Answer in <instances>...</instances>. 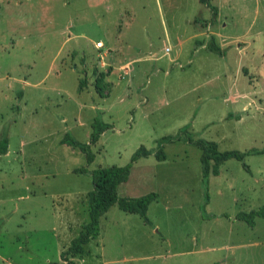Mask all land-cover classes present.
I'll return each mask as SVG.
<instances>
[{"label": "rangeland", "instance_id": "rangeland-1", "mask_svg": "<svg viewBox=\"0 0 264 264\" xmlns=\"http://www.w3.org/2000/svg\"><path fill=\"white\" fill-rule=\"evenodd\" d=\"M210 1L214 23L200 0H0V264L64 263L90 221L93 170L141 146L151 153L118 194H158L157 233L115 204L99 220L104 260L95 236L77 264H264V217L239 219L264 205V154L224 162L206 195L201 149L185 133L160 144L188 126L221 151L264 148V0ZM212 34L225 54L202 45ZM97 118L112 127L88 163L60 142H90ZM204 245L215 249L194 251Z\"/></svg>", "mask_w": 264, "mask_h": 264}, {"label": "trees", "instance_id": "trees-1", "mask_svg": "<svg viewBox=\"0 0 264 264\" xmlns=\"http://www.w3.org/2000/svg\"><path fill=\"white\" fill-rule=\"evenodd\" d=\"M202 3L208 5L213 11L214 23L218 17V8L212 5L210 0H200ZM200 44V42H199ZM207 48L218 54H225V50L217 43L215 36H210L206 41ZM103 74H99V81L102 80ZM86 83V80L81 79L79 88L82 89ZM98 87V92H100L101 87ZM229 116H235L237 119L241 118L240 114ZM110 123H106L100 118H97L92 125L93 131L91 133L90 142L84 143L74 139L71 135L66 134L61 140V144H67L79 148L87 156L88 163L94 161V153L92 151L91 145L96 143L101 134L111 128ZM181 133H185L188 140L194 145L199 147L202 151L201 161L203 165V183L206 190L209 187L210 176L218 175L220 173L221 166L224 162L230 159H237L239 161H244L245 157L249 154H263L264 148H251L249 150H219V145L216 141L207 140L204 138H195V135L189 131L188 126H183L180 128L179 133L176 135L164 136L160 140V144L171 143L179 140ZM9 151V139L5 136L0 139V155L6 154ZM150 151L141 146L132 156L131 163L125 166L112 165L107 167H101L93 170V189L88 193V204H89V215L90 221L86 223L83 230L80 232L79 236L73 240L71 246L61 252V259L64 263L60 261L52 262L51 264H77L75 257L81 255L85 251V246L90 243V240L94 238L99 232V220L102 215H104L113 205L118 204L120 209L130 213L139 214L146 224L152 225V222L148 216V209L150 204L158 198V194L152 192L144 194L137 197H127L120 196L118 194V187L120 184L126 182L129 179L131 173L132 165L137 162L142 157H147L150 155ZM156 157L158 160H165L167 155L164 151L157 153ZM244 168L249 169L246 162H243ZM84 171V169H81ZM256 216L264 217V205L257 211H252L250 213L243 212L239 214V219L245 220L246 222L254 224V218Z\"/></svg>", "mask_w": 264, "mask_h": 264}, {"label": "crops", "instance_id": "crops-1", "mask_svg": "<svg viewBox=\"0 0 264 264\" xmlns=\"http://www.w3.org/2000/svg\"><path fill=\"white\" fill-rule=\"evenodd\" d=\"M213 36H214V34H212ZM211 35V36H212ZM208 40V39H207ZM207 40H205L203 43H202V45H206V41ZM98 41H102L101 39H97L95 42H93V51H96V53L98 54V55H101L103 52H102V49H103V47L102 48H98L97 47V42ZM216 41H217V39H216ZM104 42V41H103ZM217 43L219 44V42L217 41ZM108 43H105L104 42V45L106 46ZM112 44L114 45V43L112 42ZM220 45V44H219ZM221 46V45H220ZM207 47V46H206ZM114 48L110 45L109 47H108V52H106V53H104L105 55H107L108 53H109V51L111 50H113ZM116 50H118L117 48H115ZM114 49V50H115ZM74 51H75V49H74ZM109 55V54H108ZM103 57V56H102ZM113 58H115L116 59V57H115V55H114V57ZM118 59V58H117ZM172 61H173V59H171ZM101 62H102V67H103V63H104V61H102L101 60ZM115 63V62H114ZM116 64V63H115ZM131 64V61H129V62H127V64H125V65H122V66H120L119 67V69H122V68H124V67H126V66H129ZM114 71V70H113ZM107 76V78L108 79H110V76H108V75H104V78ZM233 98L234 99H236V100H238V99H240V94H237V95H234L233 96ZM236 102H238V101H236ZM243 119V116H241V118L240 119H236V122H240L241 120ZM264 154V153H263ZM143 158V157H142ZM139 160H141V158L139 159ZM136 163V162H135ZM249 166V165H248ZM246 169V168H245ZM246 171L247 172H250L251 173V171H253L251 168H250V166H249V169H246ZM222 174V171H221V169H220V173L218 174V175H211V176H219V175H221ZM210 179H211V177H210ZM127 197H131V196H127ZM133 197H137V196H133ZM159 199V197L156 199V200H154V201H157ZM153 201V202H154ZM110 210V209H109ZM240 213V212H239ZM238 213V214H239ZM139 215V214H138ZM238 216V215H237ZM236 216V218H238ZM142 218V217H141ZM150 218V217H149ZM143 219V218H142ZM151 220V219H150ZM145 222V221H144ZM151 222H152V225H150V224H147V225H149V226H153V221L151 220ZM146 224V223H145ZM152 231H153V233H157V231H155V226H153L152 227ZM151 238H152V240H154L155 238H154V236H151ZM95 241L96 242H98V248L99 249H101V251L103 252V260H104V257H105V255H104V250H103V247H104V238H103V236L101 235V231H100V228H99V232H98V234L96 235V239H95ZM230 246H222L221 248L223 249V250H228V249H230L229 248ZM200 249H197V250H194L195 252H197V251H203V250H205V249H215V247H207L206 245H204V246H202V247H199ZM194 251H192V250H190V252H194ZM227 259V258H226ZM224 262H225V260H224ZM104 263H106V261L104 262ZM221 262H216L215 264H220ZM222 264V263H221Z\"/></svg>", "mask_w": 264, "mask_h": 264}, {"label": "built area", "instance_id": "built-area-1", "mask_svg": "<svg viewBox=\"0 0 264 264\" xmlns=\"http://www.w3.org/2000/svg\"><path fill=\"white\" fill-rule=\"evenodd\" d=\"M97 47H98V48H102V47H104V42H103V41H98V42H97Z\"/></svg>", "mask_w": 264, "mask_h": 264}]
</instances>
